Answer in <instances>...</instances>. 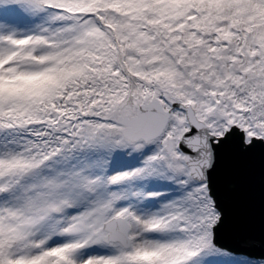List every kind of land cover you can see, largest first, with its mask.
I'll list each match as a JSON object with an SVG mask.
<instances>
[{
  "label": "snow or ice",
  "instance_id": "1",
  "mask_svg": "<svg viewBox=\"0 0 264 264\" xmlns=\"http://www.w3.org/2000/svg\"><path fill=\"white\" fill-rule=\"evenodd\" d=\"M0 264H264V0H0Z\"/></svg>",
  "mask_w": 264,
  "mask_h": 264
},
{
  "label": "rangeland",
  "instance_id": "2",
  "mask_svg": "<svg viewBox=\"0 0 264 264\" xmlns=\"http://www.w3.org/2000/svg\"><path fill=\"white\" fill-rule=\"evenodd\" d=\"M132 162H134V160H128V161H127V163H132Z\"/></svg>",
  "mask_w": 264,
  "mask_h": 264
}]
</instances>
